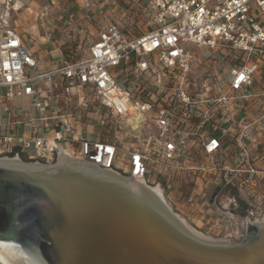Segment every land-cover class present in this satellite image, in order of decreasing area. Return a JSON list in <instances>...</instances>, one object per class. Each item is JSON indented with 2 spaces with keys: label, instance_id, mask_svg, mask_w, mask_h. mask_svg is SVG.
<instances>
[{
  "label": "built area",
  "instance_id": "1",
  "mask_svg": "<svg viewBox=\"0 0 264 264\" xmlns=\"http://www.w3.org/2000/svg\"><path fill=\"white\" fill-rule=\"evenodd\" d=\"M28 1L0 0V157L53 164L66 147L131 176L176 167L264 193V0H136L146 32L104 21L84 57L50 70L15 24Z\"/></svg>",
  "mask_w": 264,
  "mask_h": 264
},
{
  "label": "bare ground",
  "instance_id": "2",
  "mask_svg": "<svg viewBox=\"0 0 264 264\" xmlns=\"http://www.w3.org/2000/svg\"><path fill=\"white\" fill-rule=\"evenodd\" d=\"M60 152L59 161L53 164L4 156L0 157V166L19 171L29 169L53 181L68 182V186H72L68 188L96 209L104 225L122 237L128 247L143 251L148 244H160V250L170 255L171 260L166 261L169 264H264V215L249 222L244 242L233 244L228 238H218L199 230L175 211L162 186L150 183L146 176H131L115 168L105 169L76 160L66 147ZM61 164L63 168H60ZM253 224L262 233L261 262H257L260 258L256 257L259 249L256 252L248 247ZM252 243L258 245L254 239ZM48 254L42 246H23L0 240L2 264H60ZM155 255L161 258V255Z\"/></svg>",
  "mask_w": 264,
  "mask_h": 264
},
{
  "label": "rangeland",
  "instance_id": "3",
  "mask_svg": "<svg viewBox=\"0 0 264 264\" xmlns=\"http://www.w3.org/2000/svg\"><path fill=\"white\" fill-rule=\"evenodd\" d=\"M143 5L136 0L107 5L95 2L89 6L85 5V0H54V3L53 0H33L14 16L17 20L34 21L40 36L52 34V39L47 42L39 37L32 38L36 50L48 51L49 57L50 51H54L55 57L51 59L74 62L86 55L90 42L97 37L98 25L104 21L117 22L132 36L146 32L149 27ZM70 13H75L77 19L69 21L67 15ZM44 21L51 24L46 25V29ZM23 33L29 34L26 30ZM90 129L99 132L98 135L102 132L104 136L110 131L109 126L102 124ZM122 135L118 134L120 138ZM194 159L196 165L209 164L205 155ZM63 166L61 164L60 168ZM118 167L124 169L125 165L119 162ZM148 179L150 183L160 184L175 211L199 230L218 238H228L233 244L243 241L249 222L264 215V193L249 195L240 192L236 186L225 187L220 177L211 172L204 176L196 170L157 166L150 170Z\"/></svg>",
  "mask_w": 264,
  "mask_h": 264
},
{
  "label": "water",
  "instance_id": "4",
  "mask_svg": "<svg viewBox=\"0 0 264 264\" xmlns=\"http://www.w3.org/2000/svg\"><path fill=\"white\" fill-rule=\"evenodd\" d=\"M68 187L72 188L66 181H53L29 169L0 166V205H9L26 217L28 238L60 264H169L166 261L171 260L170 255L160 250V244H148L144 252L128 247L122 237L104 225L98 211ZM251 229L248 247L256 252L259 249L256 257L260 259L255 260L261 262L262 233L256 224ZM253 239L258 245L252 243Z\"/></svg>",
  "mask_w": 264,
  "mask_h": 264
},
{
  "label": "flooded vegetation",
  "instance_id": "5",
  "mask_svg": "<svg viewBox=\"0 0 264 264\" xmlns=\"http://www.w3.org/2000/svg\"><path fill=\"white\" fill-rule=\"evenodd\" d=\"M4 199L2 198V200ZM25 218L21 217L16 209L10 208L9 205L1 204L0 240H7L23 246H40L38 242H34L31 238H28L30 237V232L27 233L28 222L25 221Z\"/></svg>",
  "mask_w": 264,
  "mask_h": 264
},
{
  "label": "crops",
  "instance_id": "6",
  "mask_svg": "<svg viewBox=\"0 0 264 264\" xmlns=\"http://www.w3.org/2000/svg\"><path fill=\"white\" fill-rule=\"evenodd\" d=\"M33 0L31 1H28V4H30ZM42 1V0H41ZM15 24H16V27L18 29V31L23 34V37L26 41V44L29 45V47L31 49H33L34 51H36V56L39 58L40 60V68L43 69V70H50L52 68L55 67V65L57 64V60H54V59H51L52 57L54 58V51H50L51 53V57L48 56V51H38L36 50V46L34 45L35 43L33 42L32 38H36V37H39L40 39H43V42H47V41H50L52 39V34L50 33H47V36H43V35H38V29L37 27H35V23L34 21L32 20H17L15 19ZM49 25H51L49 23V21H44V29H46V27ZM28 31L29 34L27 33H23V31ZM34 45V46H33ZM43 63V64H42ZM251 111L255 110V107H254V104L251 105L250 107ZM232 149L230 148L228 151H227V154H229V152L231 151ZM227 163L228 164H232V156L229 155L228 156V159H227Z\"/></svg>",
  "mask_w": 264,
  "mask_h": 264
}]
</instances>
